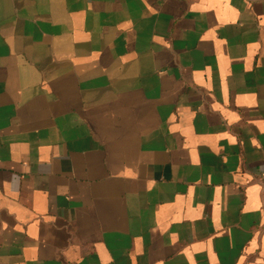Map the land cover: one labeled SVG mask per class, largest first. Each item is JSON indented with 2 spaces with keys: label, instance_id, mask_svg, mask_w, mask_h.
Wrapping results in <instances>:
<instances>
[{
  "label": "crops",
  "instance_id": "crops-1",
  "mask_svg": "<svg viewBox=\"0 0 264 264\" xmlns=\"http://www.w3.org/2000/svg\"><path fill=\"white\" fill-rule=\"evenodd\" d=\"M264 0H0V264H264Z\"/></svg>",
  "mask_w": 264,
  "mask_h": 264
},
{
  "label": "built area",
  "instance_id": "built-area-1",
  "mask_svg": "<svg viewBox=\"0 0 264 264\" xmlns=\"http://www.w3.org/2000/svg\"><path fill=\"white\" fill-rule=\"evenodd\" d=\"M258 182L263 187L264 189V170L261 171L259 177H258Z\"/></svg>",
  "mask_w": 264,
  "mask_h": 264
}]
</instances>
